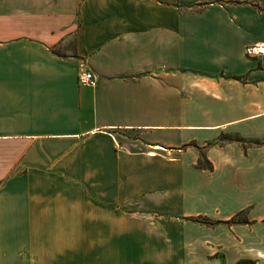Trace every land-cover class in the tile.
Returning a JSON list of instances; mask_svg holds the SVG:
<instances>
[{
  "label": "crops",
  "instance_id": "crops-1",
  "mask_svg": "<svg viewBox=\"0 0 264 264\" xmlns=\"http://www.w3.org/2000/svg\"><path fill=\"white\" fill-rule=\"evenodd\" d=\"M255 44L264 0H0V264H264Z\"/></svg>",
  "mask_w": 264,
  "mask_h": 264
},
{
  "label": "built area",
  "instance_id": "built-area-1",
  "mask_svg": "<svg viewBox=\"0 0 264 264\" xmlns=\"http://www.w3.org/2000/svg\"><path fill=\"white\" fill-rule=\"evenodd\" d=\"M264 55V45L255 44L245 48L247 58H259ZM97 84V78L89 71H81L77 76V85L81 88H94Z\"/></svg>",
  "mask_w": 264,
  "mask_h": 264
},
{
  "label": "rangeland",
  "instance_id": "rangeland-1",
  "mask_svg": "<svg viewBox=\"0 0 264 264\" xmlns=\"http://www.w3.org/2000/svg\"><path fill=\"white\" fill-rule=\"evenodd\" d=\"M67 47L71 49V46L68 45ZM56 53L59 54V55H64L65 51H63L61 49H56Z\"/></svg>",
  "mask_w": 264,
  "mask_h": 264
},
{
  "label": "trees",
  "instance_id": "trees-1",
  "mask_svg": "<svg viewBox=\"0 0 264 264\" xmlns=\"http://www.w3.org/2000/svg\"><path fill=\"white\" fill-rule=\"evenodd\" d=\"M54 52V51H53ZM55 53V52H54ZM234 141H236V142H241V140L240 139H235ZM241 264H248V263H241Z\"/></svg>",
  "mask_w": 264,
  "mask_h": 264
}]
</instances>
